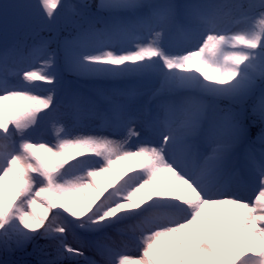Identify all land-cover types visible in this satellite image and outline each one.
Wrapping results in <instances>:
<instances>
[{
  "label": "snow or ice",
  "instance_id": "obj_1",
  "mask_svg": "<svg viewBox=\"0 0 264 264\" xmlns=\"http://www.w3.org/2000/svg\"><path fill=\"white\" fill-rule=\"evenodd\" d=\"M0 264H264V0H0Z\"/></svg>",
  "mask_w": 264,
  "mask_h": 264
},
{
  "label": "rangeland",
  "instance_id": "obj_2",
  "mask_svg": "<svg viewBox=\"0 0 264 264\" xmlns=\"http://www.w3.org/2000/svg\"><path fill=\"white\" fill-rule=\"evenodd\" d=\"M192 67L193 69H195L196 67H202V65L193 64ZM212 74L213 73H210V75ZM32 142H36L35 139ZM137 164H138V159H134L132 161H119L113 166V170L100 174L95 179L97 183L99 184L100 188L107 189V191H111V187H109V185L118 186V183L122 182L123 179H126L127 175H131L133 174L135 170H137V167H136ZM155 188H156V185L149 186V190L152 191L153 196H154ZM88 191L92 193L93 196L96 194L94 189H89ZM107 191L105 192V195L107 194ZM147 195H148V192H142L138 194L137 197H134V199L136 200L145 199L146 200ZM102 198L103 197H101V199ZM37 204H38V210H42L40 208L39 201L37 202Z\"/></svg>",
  "mask_w": 264,
  "mask_h": 264
}]
</instances>
